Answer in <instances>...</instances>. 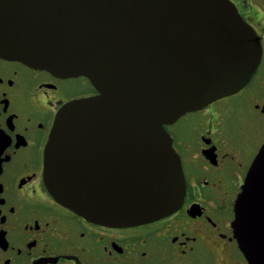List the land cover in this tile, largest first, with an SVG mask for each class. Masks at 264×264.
I'll use <instances>...</instances> for the list:
<instances>
[{
  "label": "water",
  "instance_id": "95a60500",
  "mask_svg": "<svg viewBox=\"0 0 264 264\" xmlns=\"http://www.w3.org/2000/svg\"><path fill=\"white\" fill-rule=\"evenodd\" d=\"M261 54L231 0H0V58L98 91L56 113L43 177L58 202L106 225L178 208L184 173L164 124L238 91ZM234 212L248 264H264V145Z\"/></svg>",
  "mask_w": 264,
  "mask_h": 264
},
{
  "label": "flooded vegetation",
  "instance_id": "af4514ba",
  "mask_svg": "<svg viewBox=\"0 0 264 264\" xmlns=\"http://www.w3.org/2000/svg\"><path fill=\"white\" fill-rule=\"evenodd\" d=\"M231 1L259 37V64L237 92L164 125L180 156L185 194L174 211L134 225L89 220L44 183L56 113L96 94L90 80L0 58V264H248L232 223L264 145V0Z\"/></svg>",
  "mask_w": 264,
  "mask_h": 264
}]
</instances>
